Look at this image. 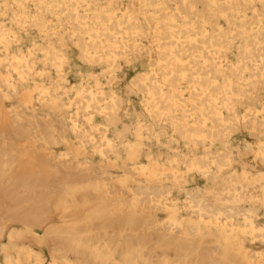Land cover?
Here are the masks:
<instances>
[{"label": "bare ground", "instance_id": "obj_1", "mask_svg": "<svg viewBox=\"0 0 264 264\" xmlns=\"http://www.w3.org/2000/svg\"><path fill=\"white\" fill-rule=\"evenodd\" d=\"M3 231L0 264H264V0H0Z\"/></svg>", "mask_w": 264, "mask_h": 264}, {"label": "rangeland", "instance_id": "obj_2", "mask_svg": "<svg viewBox=\"0 0 264 264\" xmlns=\"http://www.w3.org/2000/svg\"><path fill=\"white\" fill-rule=\"evenodd\" d=\"M128 75L127 74H123L121 75L120 78L122 79H125ZM78 80H75V82H77ZM183 196H181L182 198ZM22 226H20L19 224L17 223H14L12 222L11 224L8 225V228L7 229H12V228H21ZM6 244V235L4 237V231H3V234H2V237H1V240H0V260L2 258V248L3 246ZM44 252V251H43ZM45 253V258L48 259V255H47V252H44Z\"/></svg>", "mask_w": 264, "mask_h": 264}]
</instances>
